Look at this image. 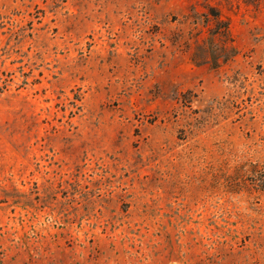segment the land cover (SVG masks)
Returning <instances> with one entry per match:
<instances>
[{
	"label": "rangeland",
	"instance_id": "1",
	"mask_svg": "<svg viewBox=\"0 0 264 264\" xmlns=\"http://www.w3.org/2000/svg\"><path fill=\"white\" fill-rule=\"evenodd\" d=\"M264 0H0V264H264Z\"/></svg>",
	"mask_w": 264,
	"mask_h": 264
},
{
	"label": "trees",
	"instance_id": "2",
	"mask_svg": "<svg viewBox=\"0 0 264 264\" xmlns=\"http://www.w3.org/2000/svg\"><path fill=\"white\" fill-rule=\"evenodd\" d=\"M254 183L257 189H259L260 191H264V170H261L260 179L256 180Z\"/></svg>",
	"mask_w": 264,
	"mask_h": 264
}]
</instances>
